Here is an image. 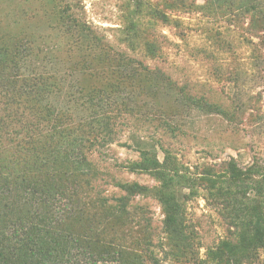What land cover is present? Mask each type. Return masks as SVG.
<instances>
[{
  "label": "rangeland",
  "instance_id": "rangeland-1",
  "mask_svg": "<svg viewBox=\"0 0 264 264\" xmlns=\"http://www.w3.org/2000/svg\"><path fill=\"white\" fill-rule=\"evenodd\" d=\"M8 70L50 84L20 106L43 124L37 175L78 190L83 218L63 227L110 253L104 264H147V240L159 264H230L231 215L255 205L239 182L264 171V0H0V91ZM62 127L91 170L60 165ZM139 147L159 165L131 169ZM121 196L129 215L114 208ZM251 249L233 253L264 264Z\"/></svg>",
  "mask_w": 264,
  "mask_h": 264
},
{
  "label": "trees",
  "instance_id": "trees-1",
  "mask_svg": "<svg viewBox=\"0 0 264 264\" xmlns=\"http://www.w3.org/2000/svg\"><path fill=\"white\" fill-rule=\"evenodd\" d=\"M94 36V32H91ZM8 65L11 69L19 70V61L10 59ZM16 74V75H15ZM4 81L0 91V264H104L111 260L103 257L101 248L99 251L96 241L89 237L76 238L72 233L64 229V218L68 216H81L83 218L84 201L79 197L77 189L72 185L57 180H43L37 173L41 168H47L50 157L40 155L41 144L38 132L43 128L40 113L29 119L23 108L26 99L36 102L41 100L44 92L49 91V85L42 74L10 73ZM103 129L102 140L105 136L111 138L113 130ZM102 130V129H101ZM77 136L68 140L67 136ZM79 133L68 127H62L58 141L66 140L70 147L66 154V161L74 165L76 159L83 164V168L91 170V160L81 154V141L77 140ZM75 138V137H74ZM106 139V140H108ZM101 140V141H102ZM99 140L98 145L103 144ZM14 143L13 152L4 150L5 144ZM73 148V149H72ZM141 161L133 163L135 166L148 169L159 165L145 149L139 147ZM68 151V150H67ZM51 154V153H50ZM56 160V159H55ZM67 167H63L65 169ZM256 179L242 180L239 186L249 187L254 194L255 205L250 207V213L240 217L236 212L231 215L232 226L236 232L237 243L224 245L231 258L225 259L230 264H240L242 258L233 253V249L243 246L264 252V171L251 169ZM52 176L54 171H50ZM56 173H61V169ZM61 176V175H60ZM170 177V176H168ZM125 187V184L118 183ZM138 187L136 183L126 186L128 189ZM242 187V188H243ZM105 202L104 196H100ZM129 201L119 197L114 208L122 216L129 215ZM90 228V226H89ZM72 240L73 245H68ZM239 243V244H238ZM145 255L147 264H159V260L148 247L151 242L146 241ZM94 247V248H93ZM215 255V252H212ZM117 254V251L116 253ZM121 255V251H118ZM115 257V256H114ZM220 259L221 256L218 255ZM144 264V262H140Z\"/></svg>",
  "mask_w": 264,
  "mask_h": 264
}]
</instances>
